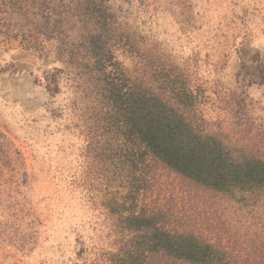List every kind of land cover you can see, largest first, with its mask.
<instances>
[{"label": "rangeland", "instance_id": "rangeland-1", "mask_svg": "<svg viewBox=\"0 0 264 264\" xmlns=\"http://www.w3.org/2000/svg\"><path fill=\"white\" fill-rule=\"evenodd\" d=\"M102 3L106 24L48 0L46 14L63 12L67 38L59 43L35 30L40 16L0 15V264H110L106 195L127 189L134 175L139 185L143 166L111 133L95 89L104 73L87 62L117 61L136 79L149 78L151 64L178 67L199 95L206 127L264 154V0ZM94 26L102 39L91 37ZM60 43L74 57L59 53ZM148 174L152 199L187 209L223 243L254 251L264 242V206L253 198L198 189L155 165Z\"/></svg>", "mask_w": 264, "mask_h": 264}, {"label": "trees", "instance_id": "trees-1", "mask_svg": "<svg viewBox=\"0 0 264 264\" xmlns=\"http://www.w3.org/2000/svg\"><path fill=\"white\" fill-rule=\"evenodd\" d=\"M47 2L0 0V15L10 18L18 14L27 20L30 14L33 20L40 16L42 22H31L35 30L48 39L63 42L67 38L65 31H60L63 12L52 14L48 10L46 14ZM60 3H64L65 10L81 13L87 22L96 18L106 24L102 0H60ZM49 13L55 16L53 25ZM92 32L102 39L95 26L89 31L91 37ZM62 45L58 47L59 53L69 50L74 57V47L66 44L64 49ZM91 50V58H97L96 49ZM94 61L87 62V66H93L91 70L98 67L104 73L105 78L95 83V89L106 106V118L115 129L111 133L122 135L139 158L134 160L136 165L143 166L139 185L134 175L128 180L127 189L106 195L103 205L115 227L114 248L106 252L107 261L110 264H264V242L254 251L238 248L229 244L230 241L225 244L220 236L192 220L187 209L161 203V199H152L148 194L151 191L148 173L155 165L195 184L198 189L253 198L252 206L263 207L264 154L260 148L253 152L244 145L227 142L223 133L211 132L200 110L199 95L178 67L151 64L150 77L136 79L122 73V65L117 61L101 58ZM55 75L52 72L48 79L57 87L53 84ZM51 84H46L48 90L53 88ZM117 164L113 163L114 172ZM132 167H135L133 162ZM132 170L134 173L135 168Z\"/></svg>", "mask_w": 264, "mask_h": 264}]
</instances>
